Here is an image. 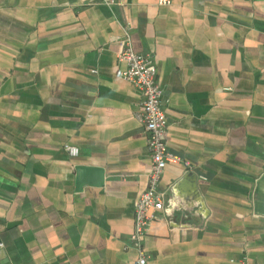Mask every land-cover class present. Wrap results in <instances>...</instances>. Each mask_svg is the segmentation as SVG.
<instances>
[{"label":"crops","instance_id":"0c3cea01","mask_svg":"<svg viewBox=\"0 0 264 264\" xmlns=\"http://www.w3.org/2000/svg\"><path fill=\"white\" fill-rule=\"evenodd\" d=\"M111 1L0 0V264H136L151 158L128 27L178 159L149 264H264V0ZM78 165L103 186L78 189Z\"/></svg>","mask_w":264,"mask_h":264},{"label":"built area","instance_id":"2783aa9c","mask_svg":"<svg viewBox=\"0 0 264 264\" xmlns=\"http://www.w3.org/2000/svg\"><path fill=\"white\" fill-rule=\"evenodd\" d=\"M87 2L108 5L112 3L111 0H87ZM159 4L167 6L171 1L159 0ZM130 30V27L125 29V35L120 43L118 59L126 64V70L119 74L143 95L141 111L137 113L136 118L145 127L151 158L148 186L136 208L135 230L130 238V247L137 252L136 264H149L151 257L145 246L146 238L151 225L158 219L166 203V195L160 190V184L168 165L178 162V159L169 153L167 146L169 121L162 104L163 89L158 81V69L154 58L134 50ZM66 151L71 157L80 154L77 147L69 145L66 146ZM1 248L0 244V251Z\"/></svg>","mask_w":264,"mask_h":264},{"label":"water","instance_id":"95a60500","mask_svg":"<svg viewBox=\"0 0 264 264\" xmlns=\"http://www.w3.org/2000/svg\"><path fill=\"white\" fill-rule=\"evenodd\" d=\"M75 170L78 189L81 190V188L87 185L99 187L103 186L104 172L102 169H98L93 166L78 165Z\"/></svg>","mask_w":264,"mask_h":264}]
</instances>
